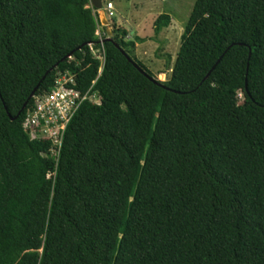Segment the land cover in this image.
Segmentation results:
<instances>
[{"label": "trees", "instance_id": "obj_1", "mask_svg": "<svg viewBox=\"0 0 264 264\" xmlns=\"http://www.w3.org/2000/svg\"><path fill=\"white\" fill-rule=\"evenodd\" d=\"M101 25L93 0H0V264H264V0H196L166 82L115 23L103 63ZM67 71L100 103L54 182L24 122Z\"/></svg>", "mask_w": 264, "mask_h": 264}, {"label": "rangeland", "instance_id": "obj_2", "mask_svg": "<svg viewBox=\"0 0 264 264\" xmlns=\"http://www.w3.org/2000/svg\"><path fill=\"white\" fill-rule=\"evenodd\" d=\"M196 0H103L106 5L108 2L114 4V16L110 19L107 29L113 30L114 23L129 32L127 40L135 41L136 38L144 39L143 43H136L135 49L131 51L132 57L149 69L156 80L166 82L171 76V70L167 68V62L175 64L179 52V45L188 24ZM162 14L171 17V26L164 29L159 42L152 41L155 38L154 23ZM103 13L99 12L102 21ZM102 32L104 24L102 23ZM100 30V29H99ZM92 47V46H91ZM98 52L95 51V54ZM98 55V54H97ZM239 98L244 101L243 94ZM94 104L100 100L93 101Z\"/></svg>", "mask_w": 264, "mask_h": 264}, {"label": "built area", "instance_id": "obj_3", "mask_svg": "<svg viewBox=\"0 0 264 264\" xmlns=\"http://www.w3.org/2000/svg\"><path fill=\"white\" fill-rule=\"evenodd\" d=\"M104 11L109 14V18L111 19L114 16V4L109 2L104 5ZM97 12L99 13V11ZM99 29L97 36L100 38V45L102 47L106 34L102 32L101 28ZM95 51L98 52L99 59L105 63L104 48L102 47L97 50L92 47L94 54ZM76 86V75L69 71L59 74L51 92L35 98V107L28 113L24 122V129L32 140H39L50 144L46 155L55 159L56 167L54 171L49 172L48 179L54 182L56 180L65 135L73 118L85 101H99V98L90 91L82 95L80 91L75 89Z\"/></svg>", "mask_w": 264, "mask_h": 264}, {"label": "water", "instance_id": "obj_4", "mask_svg": "<svg viewBox=\"0 0 264 264\" xmlns=\"http://www.w3.org/2000/svg\"><path fill=\"white\" fill-rule=\"evenodd\" d=\"M93 6L95 7V9L96 10H98L100 13L102 12L103 13V17H102V23L104 24V27H106V28H109L108 27V25H109V22H108V20L106 19V14H105V12H104V6H103V0H93ZM106 41H112V32H110L109 31V33H108V38H107V40ZM72 56L73 55H70V56H68L67 58L69 59V58H72ZM129 59V61H130V58H128ZM137 66V65H136ZM143 72V71H142ZM144 73V72H143ZM38 90V88L32 93V95H31V98H33L34 96H35V93H36V91ZM26 107H27V104L24 106V109L23 110H25L26 109Z\"/></svg>", "mask_w": 264, "mask_h": 264}, {"label": "clouds", "instance_id": "obj_5", "mask_svg": "<svg viewBox=\"0 0 264 264\" xmlns=\"http://www.w3.org/2000/svg\"><path fill=\"white\" fill-rule=\"evenodd\" d=\"M105 4L103 3V6H104ZM104 8V7H103ZM98 11V10H97ZM105 12V11H104Z\"/></svg>", "mask_w": 264, "mask_h": 264}, {"label": "crops", "instance_id": "obj_6", "mask_svg": "<svg viewBox=\"0 0 264 264\" xmlns=\"http://www.w3.org/2000/svg\"><path fill=\"white\" fill-rule=\"evenodd\" d=\"M107 31H109V29Z\"/></svg>", "mask_w": 264, "mask_h": 264}]
</instances>
